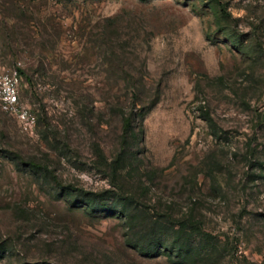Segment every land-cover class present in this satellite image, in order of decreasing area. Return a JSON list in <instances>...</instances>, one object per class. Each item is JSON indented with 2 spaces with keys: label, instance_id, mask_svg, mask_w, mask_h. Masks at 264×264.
<instances>
[{
  "label": "rangeland",
  "instance_id": "rangeland-1",
  "mask_svg": "<svg viewBox=\"0 0 264 264\" xmlns=\"http://www.w3.org/2000/svg\"><path fill=\"white\" fill-rule=\"evenodd\" d=\"M16 61L0 264H264V0H0Z\"/></svg>",
  "mask_w": 264,
  "mask_h": 264
},
{
  "label": "built area",
  "instance_id": "built-area-1",
  "mask_svg": "<svg viewBox=\"0 0 264 264\" xmlns=\"http://www.w3.org/2000/svg\"><path fill=\"white\" fill-rule=\"evenodd\" d=\"M21 70L20 61L0 70V112L16 119L22 129L31 130L37 122V116L21 99Z\"/></svg>",
  "mask_w": 264,
  "mask_h": 264
},
{
  "label": "trees",
  "instance_id": "trees-1",
  "mask_svg": "<svg viewBox=\"0 0 264 264\" xmlns=\"http://www.w3.org/2000/svg\"><path fill=\"white\" fill-rule=\"evenodd\" d=\"M21 73L23 74V70H21ZM162 219H169L171 218V216L169 214H165L160 216ZM195 216L193 214V208H190L189 210H186L184 212H181L180 217L178 219L175 220H171V222H169V224H174L175 226H177V229L173 230L174 232H176L177 234H179V236L177 237V245L176 247L178 248V250L183 251V249H186L189 247V242L191 240H193V237H197L198 234L201 233L202 230V225L201 222L198 220L194 219ZM163 221V220H162ZM157 223V221H155ZM174 222V223H172ZM174 229V228H173ZM213 249V246L210 247V251ZM147 255H150L151 252H146ZM211 253L205 252L204 254H200L198 252V256H200V258L208 261L211 258ZM181 255V254H179ZM192 257V256H190Z\"/></svg>",
  "mask_w": 264,
  "mask_h": 264
}]
</instances>
